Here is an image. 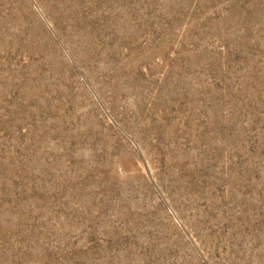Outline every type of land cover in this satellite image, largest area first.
<instances>
[{
  "label": "rangeland",
  "instance_id": "1",
  "mask_svg": "<svg viewBox=\"0 0 264 264\" xmlns=\"http://www.w3.org/2000/svg\"><path fill=\"white\" fill-rule=\"evenodd\" d=\"M0 264H264V0H0Z\"/></svg>",
  "mask_w": 264,
  "mask_h": 264
}]
</instances>
